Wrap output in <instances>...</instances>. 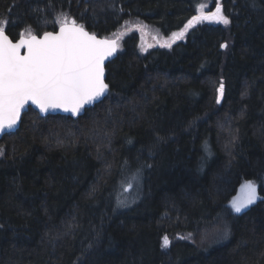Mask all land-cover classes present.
Returning <instances> with one entry per match:
<instances>
[{"label": "trees", "instance_id": "1", "mask_svg": "<svg viewBox=\"0 0 264 264\" xmlns=\"http://www.w3.org/2000/svg\"><path fill=\"white\" fill-rule=\"evenodd\" d=\"M201 2L228 25L172 37ZM64 16L118 38L109 90L0 138V264H264V0H0L13 40ZM139 25L165 42L142 50Z\"/></svg>", "mask_w": 264, "mask_h": 264}, {"label": "snow or ice", "instance_id": "2", "mask_svg": "<svg viewBox=\"0 0 264 264\" xmlns=\"http://www.w3.org/2000/svg\"><path fill=\"white\" fill-rule=\"evenodd\" d=\"M63 15V14H61ZM67 17L62 23L60 32L53 34L45 32L43 39L31 36L12 43L5 34L6 22L0 20V131L16 125L21 110L27 102L38 105L40 110L71 106L73 114L80 111L84 104L103 96L108 85L104 82V61L115 51L113 42L98 40L94 34H89L83 26H67ZM197 19L214 20L228 24L222 9L217 3L214 12H208L201 17H193L185 25L189 28ZM179 38L181 33H173ZM23 37V33H21ZM21 46L27 47V52L20 55ZM221 47H226L222 44ZM223 83L217 89L223 93ZM220 96H217L219 103ZM7 121V123H6ZM246 195L242 200H235L232 209L236 213L254 204L259 199L256 185L247 181L243 186ZM227 230L224 236H227ZM170 244L165 236L162 248Z\"/></svg>", "mask_w": 264, "mask_h": 264}, {"label": "water", "instance_id": "3", "mask_svg": "<svg viewBox=\"0 0 264 264\" xmlns=\"http://www.w3.org/2000/svg\"><path fill=\"white\" fill-rule=\"evenodd\" d=\"M61 26H62V23L56 28V30H47V31L42 32L41 34L23 35V37L22 36H19L18 38L14 39V40L6 33V31H5V34L9 37V39L12 41V43L15 44V43L19 42L22 38L24 40H28L33 35L36 36L38 39H43V36H44V33L45 32H50V33H53V34H58L60 32ZM67 26L68 27H73V23L72 22H67ZM75 26H81V25L75 23ZM83 28L89 34H94L98 40H107V41L113 42V46L115 47V51L112 53V55L110 57H106V59L104 61V64H103L104 69H105L104 82L108 85V82L106 80V64L109 61H111L112 59H114L116 57L117 53H118V38L117 37L101 36V35H98V34H96L94 32L89 31L85 27H83ZM19 52H20V55L26 54L27 47L26 46H21V48L19 49ZM108 90H109V85H108ZM108 90H107V92H108ZM107 92L103 96H101L100 98L94 99L91 102L84 104V106L80 109V111H78L75 114H73L70 105L63 106V107H57V108H49L47 111H43L42 112L40 110V107L38 105H36V104L32 103L31 101H29V102L26 103V105L24 106V108L21 110V114H20V117H19L16 125L13 126V127H11V128H5L3 131H0V138L5 133L14 131V130H16L19 127L20 122H21L22 114L25 111H27L29 109V107H31L32 109L36 110L41 116H46L48 114H61V115H65V116H71L72 118H77V117H79L80 115H82L85 112L86 108H88L90 106H93L95 103L101 101L105 97V95L107 94ZM6 123H7V121H6ZM258 197H259V195H258Z\"/></svg>", "mask_w": 264, "mask_h": 264}, {"label": "rangeland", "instance_id": "4", "mask_svg": "<svg viewBox=\"0 0 264 264\" xmlns=\"http://www.w3.org/2000/svg\"><path fill=\"white\" fill-rule=\"evenodd\" d=\"M200 7H199V6ZM196 7H195V17H201V16H203V15H205L206 13H208V12H214L215 10H216V8H217V2H213L212 3V6H211V4L209 3V4H207V3H200V4H198ZM208 9V10H207ZM222 9V8H221ZM222 14H223V16H225V17H227L224 13H223V11H222ZM228 18V17H227ZM192 19V18H191ZM190 19V20H191ZM229 20V19H228ZM202 22H206V23H211V24H221V25H223L224 27H226L228 24H224L223 22H216V21H214V20H204V19H197V20H195V21H193V23H192V25H196V24H198V23H202ZM188 24V23H187ZM191 25V26H192ZM190 26V27H191ZM189 27V28H190ZM147 30H146V29ZM189 28H187V29H185V27L183 28V29H179L178 31H176L175 33H181V31L183 30V35L187 32V30L189 29ZM138 31H139V34H140V42H141V47H142V50L143 49H145L146 48V46H148L147 44H149V46L150 45H155V44H158V43H164L165 42V38L164 37H162L161 35H158V34H154V40H153V38L152 37H150L148 34H146L148 31H149V29H148V27H146L145 25H139V27H138ZM146 32V33H145ZM182 35V36H183ZM182 36H180V37H182ZM172 37H174L173 35H172ZM179 37V38H180ZM174 38H176V37H174ZM149 42V43H148ZM145 45V46H144ZM219 96H220V100H221V93H219ZM133 179H134V181H137V177H133ZM132 189H133V193H136L137 192V186H134V184L133 183H129V184H127L125 187H124V189H123V191L121 192V194H122V196L123 197H127L129 194H131V192H132ZM121 199H126V200H130L131 198H121ZM258 200V199H257ZM130 202H131V200H130Z\"/></svg>", "mask_w": 264, "mask_h": 264}, {"label": "flooded vegetation", "instance_id": "5", "mask_svg": "<svg viewBox=\"0 0 264 264\" xmlns=\"http://www.w3.org/2000/svg\"><path fill=\"white\" fill-rule=\"evenodd\" d=\"M245 195H246V192H245V194H243V196L241 198H244Z\"/></svg>", "mask_w": 264, "mask_h": 264}, {"label": "bare ground", "instance_id": "6", "mask_svg": "<svg viewBox=\"0 0 264 264\" xmlns=\"http://www.w3.org/2000/svg\"><path fill=\"white\" fill-rule=\"evenodd\" d=\"M197 5H198V4H197ZM197 5H196V6H197ZM198 6H199V5H198ZM199 7H200V6H199ZM188 8H189V7H188ZM190 16H191V15H190ZM76 18H77V17H76ZM20 28H21V27H20ZM18 34H19V33H18ZM162 34H163V33H162Z\"/></svg>", "mask_w": 264, "mask_h": 264}]
</instances>
